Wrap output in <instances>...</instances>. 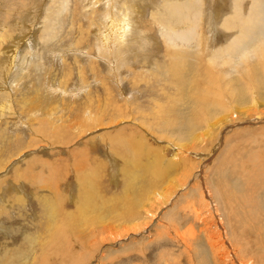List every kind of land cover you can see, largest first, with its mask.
I'll use <instances>...</instances> for the list:
<instances>
[{
	"label": "rangeland",
	"instance_id": "1",
	"mask_svg": "<svg viewBox=\"0 0 264 264\" xmlns=\"http://www.w3.org/2000/svg\"><path fill=\"white\" fill-rule=\"evenodd\" d=\"M38 1L25 0L23 3V0H19L18 3H15L17 0H0V46L6 48L8 43L4 44V41L15 37L14 42L19 41L20 44L24 43L27 47L18 45V49L23 51V57L20 56L23 60L15 62L11 80L5 81L6 84H9L7 85L9 89L4 90L2 84L0 86V100L9 99L10 103L13 100L12 105L16 111L12 116L4 114L0 118V166L5 167L0 169V181L3 182H0V204L5 203L6 205L0 210V228L4 227L0 229V264H5L3 260L7 257L11 258L12 264H21L20 260H24L26 264L34 262L36 254H40L36 242L38 241L37 237H41L44 233L42 229H39L42 226L39 225V220L42 218L44 220L45 214L52 213V211L54 217L52 219L59 222L52 220L49 228L53 235L51 241L56 246L48 245L44 255L52 254L53 257L59 258L63 262L56 261L54 264H80L79 261L81 264H192L189 261L190 258L194 259L195 264H207L206 262L217 264V259L215 255L211 256L204 237L207 236L206 230L202 231L209 226V231L215 232L214 221L216 223L217 220L214 219L215 214L213 213L218 214L220 218L223 217L222 220L229 232V237H234L235 233L245 237L247 241L245 244L249 250L245 255H252L254 264H264V46L262 43L264 41V0H129L138 4L137 24L140 26L138 25L135 32L141 38H144L142 31L147 36H154L157 38V43L152 42L151 45H148V52L141 57L129 53L127 56L132 58L133 62L116 60L113 57L112 63L117 61L115 71L107 66L111 61L105 62L110 54L108 50H105L100 58L94 54L96 46L101 47L94 36V31L102 29L105 25L113 26L119 20L116 15L111 17L117 12L116 10L112 12L110 9L108 11V6L109 8L113 6L127 15L134 14V11L122 2L109 0H106L107 4L104 3L106 6L100 5L101 0H67V4L62 5V9L58 5L60 0L58 2L56 0H43V2L40 0L42 5H39ZM50 1L54 4L52 5ZM155 2L159 7L152 5ZM89 3L91 4L89 5ZM30 4L31 10L37 8V11L42 14L41 18L28 21L27 30L22 34H17L14 27L15 21L19 20V17L22 19V15H27L25 9ZM48 8L55 14L58 13L56 9H60L58 13L60 19L47 40H44L47 38L44 37L42 42L37 41L38 46L30 47L26 42L28 40L26 36L33 34L37 39L40 38L39 34L43 28ZM105 14L110 15L112 20L110 23H103ZM193 15L198 17L199 29L202 28L203 33L199 29L198 33L190 31L192 27L186 25L181 19ZM249 16L254 19L252 26L249 25L250 21L247 19ZM168 20H171L170 23H167L170 27L169 30H165V22ZM196 21L195 19L194 27ZM225 22L230 25L224 27ZM165 31L168 32L169 37H166ZM197 35L201 41L198 40ZM21 36L25 38L21 39ZM3 37L8 39L3 40ZM238 37L243 39L241 43L233 42ZM232 43L234 44L233 49L227 50V47ZM50 49H61L60 52H64L63 60L54 58L53 61H50L48 59ZM224 52H228V54L225 53L223 56ZM216 54L218 55L216 56ZM255 54L257 55L255 56ZM29 55L30 59L26 58L28 62L25 63V57ZM73 57H77L78 61H75ZM238 59L242 61L239 63ZM29 61L35 63L31 64ZM91 61L97 64H92ZM142 62L146 63L143 65ZM18 65L19 67L16 68ZM80 65L84 68L79 67ZM26 66L28 67L26 68ZM241 66L243 67L241 68ZM176 69L179 73H175ZM100 74L105 76L104 82H100L99 79H102ZM177 75L181 76L177 77ZM134 76L135 78H133ZM0 78L3 80L1 74ZM103 83L109 85L107 92ZM133 83L138 87L132 86ZM4 93L8 94L5 96ZM257 97H260L259 100ZM29 98L32 99L29 100ZM196 98L200 100H196ZM89 99L93 101V104ZM203 101L205 103H202ZM97 103L99 104L97 105ZM86 105L87 107L90 105L89 110L93 109L92 113H88ZM202 105H206L205 108ZM180 106L184 108L182 109ZM178 107H180V111H177ZM194 108L197 111L199 109L203 117L200 123H194L191 126V122H194L192 121L195 118L194 115H197L194 113ZM213 108L215 110H211ZM242 108H245V111ZM241 109L243 113L240 111ZM22 110L25 113L22 114ZM159 110L161 112H157ZM248 112L249 114H247ZM188 115L189 120L187 119ZM151 116L155 117L154 120ZM32 117H34L33 120H31ZM142 117L143 119H141ZM165 118L167 119L165 120ZM175 119H178L179 122ZM183 119L185 120L182 121ZM138 120L144 122L145 126L141 125L142 123ZM143 120H148L149 123ZM152 122L153 124L149 125ZM139 123L141 124L139 125ZM78 124L80 125L78 126ZM160 126L162 127L160 128ZM180 127H183V130ZM137 128L146 129L145 139L147 138L146 141L149 142L145 141L146 148L141 142L140 130L138 131L139 136H132L131 130ZM95 134L96 137H94ZM99 134L101 135L99 136ZM112 136L113 138H111ZM188 137L189 142L186 139ZM129 138L137 141L138 150L148 152V155L142 160H151L155 157L154 170L157 175L161 173L159 177L168 171H170L168 178L177 174L181 170V165L187 166L186 161L194 163L195 167L202 164L201 172L195 174L197 170L195 169L193 177L186 180L187 183L184 180H175V183L173 180L174 182L172 181L168 187L170 190L166 189L168 197L160 198L159 202L154 205L151 214H146L142 208L132 205L136 196L129 190L131 186H134L133 184H140L143 194V191L147 190L145 184L151 183L154 178L146 177L140 181L142 183L136 182L134 169H132L135 164L128 165L129 162L126 161L125 156L121 157L120 153H114L110 149L111 146L113 148L115 146L114 150L129 153L126 148V144L127 146L130 144ZM194 141L196 144L193 143ZM190 142L192 145L187 147L188 150H186L183 160L185 162L176 167L174 147L176 144L188 146L187 144ZM158 145L164 148L160 149ZM122 147L124 148L121 149ZM113 153L114 157L111 156ZM164 157L169 162H166ZM121 158H125L123 160L126 162ZM161 160L162 163H160ZM15 166L18 167L17 170ZM233 168L236 170L233 171ZM129 169L131 174L128 173ZM127 173L129 176L132 175L130 176L131 181H129ZM76 176L79 181L81 180L78 182L79 186L82 182L80 187L82 192L78 190ZM133 180H135L134 183H132ZM36 184L42 186H36ZM128 184L131 186L129 187ZM203 186L207 190H211L212 193L209 194L211 199H206L207 197L204 195L205 200L200 202L201 194H198V190L195 191L194 188L200 189ZM36 193L38 195H35L36 199L39 198L37 201L34 197ZM48 195L49 202H52V205L54 203L59 205L58 207L55 208L54 205L52 208V205H48L46 202L49 200ZM56 195L57 197H55ZM1 196L4 197L1 198ZM86 196H89L90 199ZM83 198L87 200L85 201ZM25 200L27 202L23 204ZM80 205L83 209L84 207H88V209L85 208V211L82 207L79 208ZM127 205L129 206L127 207ZM60 206L61 210L58 209ZM134 209L141 210L134 211ZM69 213L71 216L73 213L72 219L67 217ZM77 216H80L78 220ZM96 217H99L97 222L93 220ZM63 218H67V220ZM89 219L90 223L87 222ZM76 221L78 223L80 221L81 224L79 225ZM60 224L64 228L60 227L61 232L57 234ZM190 225L196 231L200 242L197 245L198 248L194 245L192 253L185 251L186 242L178 236L177 232V230L179 233L185 232ZM105 227H108L107 231ZM96 229L98 234L95 239H88V237H92L93 230ZM101 232L103 233L101 234ZM33 237L37 239L34 240ZM71 237H74L73 240H70ZM69 246L71 247L69 248ZM86 248L92 249L89 256L80 251H84ZM64 249L68 254L66 256ZM75 251H78L76 256ZM239 253L244 254L241 251ZM203 254L204 256H202ZM72 260L77 262L71 263ZM225 264H232V261Z\"/></svg>",
	"mask_w": 264,
	"mask_h": 264
},
{
	"label": "bare ground",
	"instance_id": "2",
	"mask_svg": "<svg viewBox=\"0 0 264 264\" xmlns=\"http://www.w3.org/2000/svg\"><path fill=\"white\" fill-rule=\"evenodd\" d=\"M18 1L19 0H17V2H15V3H18ZM57 2H58V0H56ZM109 1H116V2H122L126 7H128V8H130L132 11H134V14H132V15H127V14H123V13H121L119 10H117V9H115L113 6H110V8H109V6H108V11H109V9H110V11H114L115 12V10H116V12L117 13H114V14H112L111 15V17L112 16H114V15H116V17H118L119 18V20H117V22L115 23V24H113V26H109V25H105L102 29H100V30H96V31H94V36H95V38H96V40H97V42H99L100 43V45H101V47H97L96 46V53H94L98 58H100L101 56H102V54H103V52L105 51V50H108L109 51V56L106 58V60H105V62H109V61H111L107 66H108V68H110L112 71H115L116 70V68H117V61L115 62V63H112V58L114 57L116 60H130L131 62H133V59L132 58H129L127 55L129 54V53H131V54H133V55H135L136 57H141V56H143V55H145L147 52H148V45H151L152 44V42H154V43H157V41H156V37H154V36H147V34L146 33H144L143 31H142V34L144 35V38H141L135 31H136V29H137V27H138V25L139 24H137V15H138V9H137V6H138V4L137 3H134V2H130L129 0H109ZM108 1V2H109ZM252 1V0H251ZM261 1V0H260ZM22 2V1H21ZM25 2V0H23V3ZM38 2H40V0L38 1ZM42 2H43V0H42ZM170 2V1H169ZM50 3L53 5L54 4V2H51L50 1ZM104 3H106L107 4V2H106V0H101V2H100V5H103V6H106V5H104ZM179 3V2H178ZM201 3V2H200ZM32 4V3H31ZM31 4H30V6L28 7V8H26L25 9V11H26V14L27 15H22V19H20L21 17H19V20L17 19L16 21H15V25H14V27H15V30L17 31V34H19V33H24L26 30H27V28H28V25H27V22L28 21H31V20H38L39 18H41V15L42 14H40L38 11H37V8H34L33 10H35V11H33V10H31L32 8H31ZM35 4H36V2H35ZM67 4V0H60V3L58 2V5L60 6V9H62V5H66ZM91 3H89V5H90ZM202 4V3H201ZM16 5V4H15ZM33 5V4H32ZM39 5H42L41 4V2H40V4ZM152 5L153 6H156V7H159V5H157L156 4V2L155 3H152ZM35 6V5H34ZM37 6V5H36ZM175 6V5H174ZM180 6V5H179ZM38 7V6H37ZM48 7H50V6H48ZM176 8V7H175ZM264 8V7H263ZM60 9H56V10H58V13H59V11H60ZM105 9V8H104ZM178 9H179V7H178ZM189 9V8H188ZM51 9L50 8H48L47 9V11H46V15H45V20H44V25H43V28L41 29V33L39 34L40 35V38L39 39H37L33 34H30V35H28V36H26V37H28V40L26 41L27 42V44L31 47V46H33V45H37V41L39 42V41H41V40H43V38L44 37H47V38H44V40H47L48 38H49V36H50V34L53 32V30H54V28L56 27V25H57V23H58V21H59V19H60V14H55V13H53L52 11H50ZM215 11V10H214ZM220 11V10H219ZM28 12V13H27ZM187 12V11H186ZM221 12V11H220ZM25 12L23 11V14H24ZM42 13V12H41ZM252 13V12H251ZM108 14H110V13H108ZM108 14H105V16L103 17V23L105 24V23H110L112 20H111V18H110V15H108ZM255 15V14H254ZM178 16V15H177ZM253 16V15H252ZM252 16H249L247 19H248V21H250L249 22V25H251L252 26V22H253V17ZM181 17V16H180ZM179 17V18H180ZM178 18V17H177ZM192 18V19H191ZM184 22H185V24L186 25H188L189 27H192V28H190V31L191 30H193V32H195V33H198L199 31H198V29H199V27H200V25L198 24V17H196V15H193V16H190V17H188V18H181ZM195 19L197 20L196 21V26L194 27V24H195ZM175 20V19H174ZM170 21L171 20H168V21H166L165 22V30H169V25L167 24V23H170ZM257 21V20H256ZM183 23V22H182ZM178 24V23H177ZM228 24V25H227ZM209 25V24H208ZM230 24L228 23V22H225L224 23V27H228ZM233 25V24H232ZM255 25V24H254ZM140 26V25H139ZM174 26V25H173ZM172 26V27H173ZM257 26V25H256ZM185 27V26H184ZM230 27H232V26H230ZM187 28V27H186ZM256 28V27H255ZM262 28V27H261ZM260 28V29H261ZM173 29V28H172ZM171 29V30H172ZM202 29V28H201ZM201 29H199V30H201ZM211 29V28H210ZM222 29H223V27H222ZM257 29V28H256ZM212 30V29H211ZM262 30V29H261ZM203 30H201V32H202ZM201 32H200V35H201ZM9 33H11V32H9ZM165 33H166V37L168 36L169 37V35H168V32H166L165 31ZM185 33V32H184ZM203 33V32H202ZM13 34V33H12ZM178 35V34H177ZM12 36H14V35H12ZM23 36H24V34H23ZM198 36V35H197ZM196 36V37H197ZM222 36H223V34H222ZM257 36V35H256ZM255 36V37H256ZM261 36V35H260ZM11 37V36H10ZM22 37V36H21ZM33 37H35V39L34 40H32L33 39ZM15 38V37H14ZM14 38H10L9 40H7L6 39V37L4 38H2L3 40H7V41H4V44H6V43H8L7 44V47L6 48H4L3 46H0V49H1V53H0V74L2 75V78H3V80H0V86H1V84L3 85V88H4V90H8L9 88L7 87V85H9V84H6L5 83V81H9V80H11L10 78H11V73H12V71L13 70H15L14 68H15V62H19L21 59L23 60V56H22V52L23 51H20L19 49H18V45L21 43V42H19V41H15L14 42ZM23 38H25V37H22L21 39H23ZM180 38V37H179ZM244 38V40H245V37H243ZM256 38H258V36L256 37ZM1 40V39H0ZM198 40H200L199 39V36H198ZM241 40H243V39H241V37H238L235 41H233V42H236V43H241ZM201 41V40H200ZM42 42V41H41ZM111 42H114V43H111ZM149 42V43H148ZM153 43V44H154ZM203 43V42H202ZM263 43V46H264V41L262 42ZM42 44V43H41ZM201 44V43H200ZM244 44V43H243ZM23 46V47H26V45L24 44V43H22V44H20V46ZM233 43L231 44V45H229V47H227V50L229 49V48H232L233 47ZM38 46V45H37ZM236 46V45H235ZM251 46V45H250ZM34 47V46H33ZM93 47V46H92ZM128 47V48H127ZM223 47V46H222ZM19 48H22V47H19ZM27 48V47H26ZM110 48H112V49H110ZM177 48V47H176ZM200 48V47H199ZM8 49V50H7ZM33 49V48H32ZM117 49H118V51H117ZM120 49V50H119ZM128 49V50H127ZM233 49V48H232ZM249 49H251L250 47H249ZM248 49V50H249ZM27 50V49H26ZM61 50V49H60ZM60 50H55V49H50V56L48 57V59L50 60V61H53V59L54 58H59V59H62V57L64 56V55H62V54H64V52H60ZM95 50V49H94ZM176 50V49H175ZM222 51H223V49H221ZM225 50H226V48H225ZM224 50V51H225ZM200 51V50H199ZM264 52V51H263ZM214 53V52H213ZM223 53V52H222ZM225 53L226 54H228V52H224V54H223V56L225 55ZM231 53V52H230ZM93 54V55H94ZM168 54V53H167ZM212 54V53H211ZM219 54V53H218ZM218 54H216V56L218 55ZM25 55V54H24ZM221 55V54H220ZM231 55V54H230ZM233 55V54H232ZM257 54H255V56H256ZM20 56H22V57H20ZM147 56V55H146ZM171 56H172V54H171ZM174 57L176 56V55H173ZM177 56H179V55H177ZM210 56V55H209ZM213 56H214V54H213ZM222 56V55H221ZM227 56V55H226ZM240 56H241V53H240ZM252 56V55H251ZM254 56V55H253ZM25 57V56H24ZM168 57H169V55H168ZM228 57V56H227ZM248 57V56H247ZM250 57V56H249ZM26 58H28V59H30V55L29 56H26L25 57V63L26 62H28L27 60H26ZM73 58H75L74 60L75 61H78V58L77 57H73ZM143 58V57H142ZM170 58V57H169ZM173 58V57H172ZM230 58V57H229ZM252 58V57H251ZM220 59H222V58H220ZM230 59H232V58H230ZM241 59V58H240ZM248 59V58H247ZM246 59V60H247ZM33 60V59H32ZM63 60V59H62ZM218 62H220L221 60H217ZM238 61H239V59H238ZM242 60H240L239 61V63L241 62ZM244 61V60H243ZM30 62V61H29ZM34 62V61H33ZM32 62V63H33ZM228 62V61H227ZM236 62V61H235ZM24 63V62H23ZM31 63V62H30ZM29 63V64H30ZM31 63V64H32ZM35 63V62H34ZM76 64H78L77 62H75ZM91 63L92 64H97L96 62H94V61H91ZM146 62H142V64L144 65ZM229 64H230V62H228ZM232 63V62H231ZM245 62H243V65H245L244 64ZM29 64H28V66H29ZM81 64V63H80ZM123 64V63H122ZM224 64H226V63H224ZM238 64V63H237ZM20 65H21V63H20ZM23 65H25V64H23ZM124 65V64H123ZM142 65V66H143ZM155 65V64H154ZM241 65V64H240ZM28 66H26V68L28 67ZM33 66V65H32ZM35 66V65H34ZM199 66V65H198ZM230 66V65H229ZM233 66V65H232ZM19 67V65L18 66H16V68H18ZM79 67H82V68H84V66H82V65H80ZM231 67V66H230ZM243 66H241V68H242ZM172 68V67H171ZM245 68V67H244ZM127 69V68H126ZM133 69V68H132ZM174 69V71H175V68H173ZM198 69V68H197ZM208 69V68H207ZM19 70V69H18ZM24 70V69H23ZM22 70V71H23ZM26 70V69H25ZM130 70H131V68H130ZM182 70V69H181ZM242 70V69H241ZM240 70V71H241ZM21 71V72H22ZM129 71V70H128ZM132 71H134V70H132ZM131 71V72H132ZM195 71V70H194ZM14 72H16V71H14ZM21 72H18V73H21ZM192 72V71H191ZM235 72V71H234ZM255 72V71H254ZM134 73V72H133ZM137 73V72H136ZM140 73V72H139ZM175 73H179V71L177 72V69H176V72ZM189 73V72H188ZM142 74V73H141ZM180 74H181V72H180ZM247 74H248V72H247ZM256 74V73H255ZM101 75V74H100ZM145 75V74H144ZM174 76H175V74H173ZM191 75V74H190ZM102 76V79H99L100 80V82L102 81V82H104L106 79H105V76H103V75H101ZM179 76H181V75H179ZM178 75H177V77H179ZM183 76V75H182ZM196 76V75H195ZM256 76V75H255ZM23 77V76H22ZM137 77V76H136ZM138 77H140V75H138ZM137 77V78H138ZM169 77V76H168ZM184 77V76H183ZM204 77V76H203ZM235 77V76H234ZM133 78H135V76L133 77ZM132 78V79H133ZM197 78V77H196ZM1 79V78H0ZM199 79V78H198ZM193 80V79H192ZM133 81V80H132ZM197 81V80H196ZM208 81V80H207ZM135 82H136V80H135ZM192 82V81H191ZM106 83V82H105ZM136 84H137V82H136ZM169 84V83H168ZM175 84V83H174ZM103 85L105 86V88H106V92L109 90V85H107V84H104L103 83ZM140 85V84H139ZM132 86H136L134 83L132 84ZM173 86V85H172ZM188 86V85H187ZM136 87H138V86H136ZM169 88H171V87H169ZM174 88V87H173ZM175 88H177V87H175ZM0 89H1V87H0ZM182 89V88H181ZM173 90V89H172ZM175 90V89H174ZM180 90V89H179ZM11 91V90H10ZM182 91V90H181ZM9 92V91H8ZM104 92V91H103ZM183 92V91H182ZM184 93V92H183ZM8 93H4L3 95H7ZM235 94V93H234ZM39 95V94H38ZM177 95H179V94H177ZM186 95V94H185ZM184 95V97H186ZM35 97H37V96H35ZM182 97V96H181ZM181 97H179V98H181ZM262 97V96H261ZM258 98V97H257ZM260 98V97H259ZM259 98H258V100H259ZM12 99V98H11ZM10 99V100H11ZM25 99V98H24ZM23 99V100H24ZM30 99H32V98H29V100ZM96 99V98H95ZM98 99V98H97ZM173 99H174V97H173ZM194 99V98H193ZM22 100V101H23ZM25 100H27V98L25 99ZM40 100H41V98H40ZM77 100V99H76ZM90 100V99H89ZM88 100V101H89ZM182 100V99H181ZM180 100V101H181ZM196 100H200V99H197L196 98ZM42 101H44V100H42ZM91 101V103L93 102L92 100H90ZM174 101V100H173ZM176 101V100H175ZM183 101H184V99H183ZM189 101V100H188ZM216 102L218 101V100H215ZM226 101V100H225ZM253 101V100H252ZM12 102H13V100H12ZM10 103L9 102V99L8 100H6V99H1L0 100V118L5 114V115H8V116H12V114L14 113H16V111H15V109L13 108V106L14 105H12L13 103ZM28 102V101H27ZM77 102V101H76ZM84 102H86V101H84ZM177 102H179V101H177ZM182 102V101H181ZM186 102V101H185ZM191 102V101H190ZM189 102V103H190ZM236 102H238V101H236ZM260 102V101H259ZM22 103V102H21ZM183 103V102H182ZM187 103V102H186ZM202 103H205L204 101L202 102ZM201 103V104H202ZM247 103V102H246ZM256 103V102H255ZM87 104H88V102H87ZM90 104V103H89ZM93 104V103H92ZM99 103H97V105H98ZM177 104V103H176ZM185 104V103H184ZM235 104H237V103H235ZM257 104V103H256ZM260 104V103H259ZM78 105V104H77ZM76 105V106H77ZM96 105V104H95ZM160 105V104H159ZM180 105V104H179ZM188 105V104H187ZM186 105V106H187ZM238 105V104H237ZM252 105H253V103H252ZM56 106V105H55ZM55 106H52V107H55ZM90 106V105H89ZM89 106L87 107V105H86V110H89ZM156 106V105H155ZM177 106V105H176ZM195 106H196V104H195ZM198 106H199V103H198ZM197 106V107H198ZM204 108H205V106L206 105H202ZM251 106V105H250ZM255 106V105H254ZM34 107V106H33ZM46 107V106H45ZM44 107V108H45ZM51 107V108H52ZM97 107V106H96ZM101 107V106H100ZM161 107V106H160ZM181 107V106H180ZM180 107H178V109H177V111L179 110L180 111ZM190 107V106H189ZM196 107V108H197ZM230 107V106H229ZM36 108V107H35ZM158 108V107H157ZM161 108H163V107H161ZM182 108V107H181ZM184 108V107H183ZM182 108V109H183ZM191 108V107H190ZM196 108H194V113H196L197 115H194L195 116V118H194V116H192L193 118H194V120H192V121H194V122H191V126L194 124V123H200L201 122V118L203 117V116H201V113L199 112V109H198V111L196 110ZM209 108H212V107H209ZM237 108V107H236ZM241 108V107H240ZM255 108V107H254ZM33 109V108H32ZM78 109V108H77ZM76 109V110H77ZM83 109V108H82ZM192 109V108H191ZM243 110L245 109V108H242ZM242 109L240 110L241 112H242ZM257 109V108H256ZM52 110V109H51ZM96 110H97V108H96ZM101 110V109H100ZM122 110V109H121ZM162 110V109H161ZM161 110H159V111H157V112H161ZM172 110V109H171ZM185 110V109H184ZM184 110H181V111H184ZM187 110H189V109H187ZM211 110H215L214 108L213 109H211ZM239 110V109H238ZM79 111H81V110H79ZM97 111H99V110H97ZM102 111V110H101ZM175 111V110H174ZM173 111V112H174ZM186 111V110H185ZM191 111H193V109L191 110ZM209 111V110H208ZM245 111V110H244ZM51 112V111H50ZM74 112V111H73ZM82 112V111H81ZM93 112V109H91L90 108V110H89V112L88 113H92ZM105 112V111H104ZM125 112V111H124ZM129 112V111H128ZM169 112H172V111H169ZM7 113V114H6ZM21 113L23 114V113H25V111L24 110H22L21 111ZM46 113H48V111H46ZM64 113V112H63ZM76 113H77V111H76ZM82 113H84V112H82ZM114 113V112H113ZM117 113V112H116ZM120 113V112H119ZM118 113V114H119ZM130 113V112H129ZM141 113V112H140ZM165 113V112H164ZM183 113V112H182ZM188 113V112H187ZM243 113V112H242ZM245 113V112H244ZM125 114V113H124ZM127 114V113H126ZM143 114V113H142ZM153 114H155V113H153ZM158 114V113H157ZM179 114H181V113H179ZM178 114V115H179ZM228 114V113H227ZM247 114H249V112L247 113ZM61 115V114H60ZM95 115H96V113H95ZM114 115H116V114H114ZM120 115H121V113H120ZM158 115H160V114H158ZM158 115H157V117H158ZM164 115V114H163ZM175 115V114H174ZM176 115H177V113H176ZM198 115H199V117H198ZM229 115V114H228ZM260 115V114H259ZM262 115V114H261ZM59 116V115H58ZM102 116V115H101ZM105 116V115H104ZM107 116V115H106ZM119 116V115H118ZM139 116V115H138ZM143 116V115H142ZM154 116V115H153ZM155 116H156V114H155ZM172 116V115H171ZM171 116H169V117H171ZM180 116V115H179ZM250 116V115H249ZM120 117H122V116H120ZM141 117V116H140ZM145 117V116H144ZM152 117V116H151ZM163 117V116H162ZM165 117H167V118H169L168 116H165ZM178 117V116H177ZM177 117H175V118H177ZM184 117H185V114H184ZM188 117H189V115L187 116V119H188ZM214 117V116H213ZM213 117H211V118H213ZM217 118H218V116H216ZM245 117V116H244ZM55 118V117H54ZM71 118V117H70ZM99 118V117H98ZM109 118V117H108ZM153 118V120H154V118L155 117H152ZM167 118H165V120L167 119ZM172 118H173V116H172ZM251 118V117H250ZM34 119V117H32L31 118V120H33ZM39 119V118H38ZM86 119V118H85ZM141 119H143V117L141 118ZM140 119V120H141ZM162 119V118H161ZM181 119V118H180ZM190 119V118H189ZM188 119V120H189ZM229 119V118H228ZM42 120V119H41ZM48 120V119H47ZM53 120V119H52ZM59 120V119H58ZM70 120H72V119H70ZM82 120V119H81ZM92 120V119H91ZM101 120V119H100ZM113 120V119H112ZM111 120V121H112ZM127 120V119H126ZM149 120H150V117H149ZM152 120V119H151ZM158 120V122H159V119H157ZM176 120V119H175ZM178 120V119H177ZM176 120V121H177ZM185 119H183L182 121H184ZM187 120V121H188ZM210 120V119H209ZM248 120V119H247ZM36 121V120H35ZM38 121V120H37ZM36 121V122H37ZM102 121V120H101ZM143 121H146V120H143ZM148 121V120H147ZM146 121V122H147ZM191 121V120H190ZM228 121V120H227ZM39 122H41V121H39ZM73 122V121H72ZM97 122V121H96ZM113 122V121H112ZM119 122V121H118ZM127 122V121H126ZM138 122H141V121H139L138 120ZM154 122V121H153ZM153 122L151 123V124H149V125H152L153 124ZM163 122V121H162ZM167 122V121H166ZM177 122H179V121H177ZM181 122V121H180ZM206 122V121H205ZM246 122H248V121H246ZM64 123V122H63ZM71 123V122H70ZM100 123V122H99ZM98 123V124H99ZM122 123V122H121ZM136 123H137V121H136ZM142 123V124H141ZM141 123H139V125L141 124V125H143V126H145L144 125V122H141ZM148 123H149V121H148ZM168 123V122H167ZM190 123V122H189ZM189 123H187V124H189ZM221 123H223V122H221ZM91 124V123H90ZM102 124V123H101ZM112 124V123H111ZM119 124H120V122H119ZM123 124V123H122ZM155 124V123H154ZM183 124V123H182ZM226 124H227V122H226ZM241 124V123H240ZM33 125V124H32ZM63 125V124H62ZM80 124H78V126H79ZM109 125V124H108ZM117 125H118V123H117ZM133 125V124H132ZM138 125V126H139ZM148 125V124H147ZM148 125V126H149ZM172 125V124H171ZM208 125V124H207ZM215 125V124H214ZM213 125V126H214ZM228 125V124H227ZM50 126V125H49ZM90 126H92V125H90ZM98 126V125H97ZM96 126V127H97ZM110 126V125H109ZM136 126V125H135ZM165 126H167V124H165ZM173 126V125H172ZM186 126H189V125H186ZM186 126H184V128L186 127ZM204 126V125H203ZM224 126V125H223ZM64 127V126H63ZM84 127V126H83ZM162 126H160V128H161ZM177 127V126H176ZM245 127V126H244ZM59 128H61L60 126H59ZM145 128V127H144ZM144 128H137L136 130H131L132 131V136H137L138 135V131L140 130V132H139V135H140V139H141V142L143 143V145L145 146V144L147 145V143H145V141H146V139H145V137H146V134H147V132H146V129H144ZM154 128H156V127H154ZM181 128V130H183V127H180ZM205 128V127H204ZM209 128V127H208ZM58 129V128H57ZM75 129V128H74ZM123 129H124V127H123ZM143 129V130H142ZM148 129V128H147ZM171 129V128H170ZM186 129V128H185ZM187 129H188V127H187ZM221 129V128H220ZM59 130V129H58ZM70 130V129H69ZM76 130V129H75ZM95 130V129H94ZM151 130V129H150ZM153 130V129H152ZM151 130V131H152ZM159 130V129H158ZM158 130H157V132H158ZM189 130V129H188ZM87 131V130H86ZM96 131V130H95ZM102 131V130H101ZM119 131V130H118ZM167 131H169L168 129H167ZM215 131H216V129H215ZM106 132H107V130H106ZM196 133H197V131H195ZM194 132V135L196 134ZM92 133V132H91ZM99 133V132H98ZM103 132H101V134H102ZM131 133V132H130ZM159 133V132H158ZM162 133V132H161ZM161 133H160V135H161ZM187 133V132H186ZM193 133V132H192ZM101 134H99V136L101 135ZM106 134V133H105ZM188 134V133H187ZM103 135V134H102ZM138 135V136H139ZM152 135V134H151ZM90 136V135H89ZM104 136V135H103ZM150 136V135H149ZM157 136V135H156ZM162 136H163V134H162ZM188 136V135H187ZM92 137V136H91ZM94 137H96V134H95V136ZM158 137V136H157ZM190 137V136H189ZM189 137L188 138H186V139H188V142L190 141V139H189ZM200 137V136H199ZM105 138V137H104ZM111 138H113V136L111 137ZM154 138V137H153ZM159 138H160V136H159ZM162 138V137H161ZM195 138V137H194ZM196 138H197V136H196ZM195 138V139H196ZM202 138V137H201ZM186 139H184V140H186ZM191 139H192V137H191ZM91 140V139H90ZM122 140H123V138H122ZM194 140V139H193ZM197 140V139H196ZM92 141V140H91ZM116 141V140H115ZM118 141V140H117ZM125 141V140H124ZM158 141V140H157ZM187 141V140H186ZM192 141V140H191ZM69 142V141H68ZM129 142H130V144H129V146H127V144H126V148L129 150L128 152L129 153H121L120 151H117V150H114V148H116L115 146H114V148H113V146H111V150L114 152V153H120V155H121V157H123V156H125L126 157V161H128L129 162V164L128 165H131V164H135V166L132 168V169H134V176H136V182L137 181H142V179L143 178H146V177H148L149 179L150 178H154V180L151 182V183H149V184H145V186H146V188L145 189H147V190H145V191H143V194H142V186H140V184H133L134 186L132 187L131 185H129V187H130V190H129V192H134V194L133 193H131V194H133L134 196H136V197H138V198H134V201L132 202V205L133 206H135V207H140V208H142V210H144V212L146 213V214H151V211L154 209V205L156 204V203H158L159 202V200H160V198L162 199V197L163 196H166V197H168V194H166V189H169L168 187L171 185V182L174 180H179V181H185L186 183H187V179H189V178H191V177H193V172L195 171V169H197L196 171H195V174L196 173H200L201 172V166H202V164H200L199 166L197 165V167H195V164L193 163H190L189 161H186V164H187V166H182L181 165V170H180V172H178L177 174H175V175H173V176H171L170 178H168V176H169V173H170V171H168V173H164V175L162 174V175H160V177H159V174H161V173H158V175L155 173V170H154V165H155V157H153V158H151V160H142L143 159V157H145V156H147L148 155V152H146V151H140V150H138L139 148H138V146H136V144H137V141L135 140V139H132V140H130V138H129ZM146 142H148V141H146ZM112 143V142H111ZM119 143H120V141H119ZM149 143V142H148ZM162 143V142H161ZM185 143V142H184ZM183 143V144H184ZM187 143V142H186ZM185 143V144H186ZM194 144H196V141H194L193 142ZM109 144H110V141H109ZM108 144V145H109ZM122 144V143H121ZM123 145V144H122ZM188 146H183V145H180V144H176V146L174 147V150H175V153H176V155H175V159H174V162H175V164H176V167L181 163H184L185 161H183L184 160V157H185V152H186V150H188L187 149V147L189 148L192 144H191V142L190 143H188L187 144ZM61 146V145H60ZM121 146V145H120ZM159 146V145H158ZM27 147H29L28 145H27ZM90 147V146H89ZM163 147V146H162ZM161 146H159L158 148H162ZM172 147V146H171ZM118 148V147H117ZM124 147H122L121 149H123ZM125 148V149H126ZM145 148H146V146H145ZM164 148V147H163ZM78 149V148H77ZM191 149V148H190ZM28 151V150H27ZM158 151V150H157ZM29 152V151H28ZM57 152V151H56ZM111 154V156H113L114 157V155L115 154ZM164 154V153H163ZM199 155V154H198ZM85 157V156H84ZM83 157V158H84ZM97 158V157H96ZM95 158V159H96ZM158 158V157H157ZM199 158V157H198ZM201 158V157H200ZM86 159V158H85ZM123 159H125V158H123ZM122 158H121V160H123ZM162 159V158H161ZM187 159V158H186ZM120 160V159H119ZM120 160V161H121ZM164 160L166 161V162H169L165 157H164ZM201 160V159H200ZM94 161V160H93ZM99 161V160H98ZM124 161V160H123ZM126 161H124V162H126ZM173 162V163H174ZM19 163V162H18ZM94 163V162H93ZM131 163V164H130ZM160 163H162V160H161V162ZM168 164V163H167ZM18 165V164H17ZM72 165V164H71ZM119 165H120V163H119ZM121 166V165H120ZM159 166H160V164H159ZM164 166V165H163ZM171 166H172V163H171ZM235 166V165H234ZM16 167V166H15ZM127 167H130V166H127ZM132 167V166H131ZM166 167V166H165ZM5 168V167H4ZM2 166H0V169L2 170V169H4ZM14 168V167H13ZM20 168V167H19ZM75 168V167H74ZM124 167L122 166V169H123ZM171 168V167H170ZM235 168H236V166H235ZM235 168H233V171H234V169ZM16 170L18 169V167H16L15 168ZM131 169V168H130ZM130 169H129V171H128V173L130 172ZM167 169L169 170V168L167 167ZM239 169V168H238ZM13 170V169H12ZM119 170V169H118ZM124 170H126V169H124ZM127 170H128V168H127ZM236 170V169H235ZM244 170V169H243ZM162 171V170H161ZM232 171V172H233ZM239 171V170H238ZM71 172V171H70ZM119 172H121V171H119ZM133 172H132V174H133ZM167 172V171H166ZM68 173V172H67ZM79 173H80V171H79ZM127 173V174H128ZM234 173V172H233ZM240 173H242V172H240ZM17 174V173H16ZM19 174V173H18ZM129 174H131V173H129ZM129 174H128V176H129ZM148 175V176H147ZM167 175V176H166ZM130 176H132V175H130ZM130 176L128 177L130 180L129 181H131V178H130ZM42 177V176H41ZM78 176H76V182L78 183V182H80L78 179L79 178H77ZM255 177V176H254ZM3 178V177H2ZM1 178V179H2ZM61 178V177H60ZM53 179V178H52ZM35 180V179H34ZM190 180V179H189ZM173 181V182H174ZM0 182H2V181H0ZM38 182H39V180H38ZM37 182V183H38ZM135 182V180H133L132 181V183H134ZM138 182V183H139ZM150 182V181H149ZM3 183V182H2ZM40 183V182H39ZM42 183V182H41ZM140 183H142V182H140ZM175 183H176V181H175ZM181 183V182H180ZM22 184V183H21ZM42 184H44V183H42ZM81 184H82V182L80 183V186H79V183H78V190H80V187H81ZM174 184V183H173ZM182 184V183H181ZM211 184V183H210ZM38 185H40V184H36V186H38ZM136 185V186H135ZM143 185V184H142ZM175 185V184H174ZM173 185V186H174ZM214 185V184H213ZM0 186H1V184H0ZM40 186H42V185H40ZM47 186V185H46ZM83 186V185H82ZM144 186V187H145ZM212 186V185H211ZM136 187V188H135ZM137 187H138V193H137ZM178 187V186H177ZM216 187V186H215ZM44 188H45V186H44ZM49 188V187H48ZM212 188V187H211ZM217 189H219V188H216V190ZM5 190V189H4ZM4 190H2V191H4ZM170 190V189H169ZM194 190L196 191V190H198V194H201V200H200V202H202V200H205V197H203L204 195L207 197L206 199H208V198H210L209 196V194H210V192H211V190L209 191V189L207 190V188L206 187H202V188H200V189H196V188H194ZM220 190V189H219ZM56 191V190H55ZM81 191V190H80ZM83 191V190H82ZM81 191V192H82ZM148 191H150V192H148ZM212 191H213V189H212ZM221 191V190H220ZM37 192V191H36ZM128 192V193H129ZM79 193V192H78ZM212 193V192H211ZM82 194V193H81ZM220 194V193H219ZM1 195V194H0ZM35 195H37V193L36 194H34V197H35ZM88 195H90V194H88ZM132 195V196H133ZM13 196V195H12ZM38 196V195H37ZM42 196V195H41ZM78 196V195H77ZM131 196V195H130ZM212 196V195H211ZM2 197H4V196H1V198ZM40 197V196H39ZM49 197V195L47 196V198ZM55 197H57V195L55 196ZM85 197V196H84ZM87 197V196H86ZM89 197V196H88ZM87 197V198H88ZM91 197V196H90ZM8 198V197H7ZM43 199H46V198H44V197H42ZM51 198H52V195H51ZM128 198V197H127ZM20 199H21V197H20ZM35 199H36V197H35ZM39 199V198H38ZM38 199H36V201L38 200ZM49 200H47L46 202L48 203V205L50 204V206L52 205L49 201H50V198H48ZM54 199H56L57 200V198H54ZM83 199H85V198H83ZM88 199H90V198H88ZM130 199V198H129ZM211 199V198H210ZM217 199H218V197H217ZM247 199V198H246ZM245 199V200H246ZM8 200V199H7ZM41 200V199H40ZM59 200V199H58ZM65 200V199H64ZM79 200V199H78ZM87 199H85V201H86ZM3 201V200H2ZM18 201V200H17ZM20 201V200H19ZM53 201V200H52ZM55 201V200H54ZM60 201V200H59ZM59 201H57V202H59ZM96 201V200H95ZM247 201H249L248 199H247ZM251 201V200H250ZM8 202V201H7ZM21 202H22V200H21ZM25 202H27V200H25V201H23V204H26ZM39 202V204H40V201H38ZM56 202V203H57ZM61 202V201H60ZM79 202H81L82 203V201H80L79 200ZM130 202V201H129ZM161 202H162V200H161ZM225 202V201H224ZM9 203V202H8ZM255 203V202H254ZM3 204V203H2ZM2 204H0V210H2L6 205H5V203L2 205ZM11 204V203H10ZM9 204V205H10ZM34 204V203H33ZM44 204V203H43ZM58 204H60V203H58ZM62 204H63V202H62ZM74 204V203H73ZM80 204V203H79ZM128 204V203H127ZM35 205V204H34ZM55 205V206H54ZM54 205H52V208H53V206L56 208V204L54 203ZM82 205V204H81ZM79 206V208H81L82 206ZM59 206V205H58ZM57 206V207H58ZM93 206V205H92ZM129 205H127V207H128ZM192 206H195L194 204H192ZM39 208L40 207H42V206H38ZM54 208V209H55ZM63 208V207H62ZM77 208V207H76ZM78 208V210L80 211V209ZM85 208L86 207H84V209H83V207H82V209L83 210H85ZM90 208H92L91 207V205H90ZM134 208V207H133ZM132 208V209H133ZM47 209H49L48 207H47ZM46 209V210H47ZM58 209H60L61 210V206H60V208H58ZM57 209V210H58ZM86 209H88V207L86 208ZM232 209V208H231ZM230 209V210H231ZM63 210V209H62ZM65 210V209H64ZM128 210V209H127ZM135 210H137V209H134V211ZM138 210H141V209H138ZM137 210V211H138ZM212 210V209H211ZM52 211V210H51ZM75 211H77V210H75ZM86 211V210H85ZM92 211H96V210H92ZM91 211V213H93ZM133 211V210H132ZM213 211V210H212ZM264 211V210H263ZM60 212V211H59ZM64 212V211H63ZM141 212V211H140ZM52 213H53V211H52ZM52 213H46L45 214V217H44V220H43V218L42 219H40L39 220V225H42V226H40V228L39 229H42L43 230V235L40 237V236H38L36 239L38 240V241H36L37 242V245L39 246V251H40V254H36V258L34 257V262L33 263H31V264H54V262H60V263H63L59 258H56V257H53L52 256V254L51 255H44V253H45V249L46 248H48L47 246L48 245H50V247H51V245H55L51 240H52V238H53V235L50 233V232H52V231H49V228H50V225H51V223H52V218H54L53 217V215H52ZM57 213H58V211H57ZM56 213V215H58ZM62 213V212H61ZM61 213H59L60 215H61ZM64 213H66V212H64ZM63 213V214H64ZM85 213V212H84ZM136 213V212H135ZM144 213V214H145ZM83 214V213H82ZM133 214V213H132ZM199 214V213H198ZM213 214H215V217H214V219L215 220H217L216 221V223H215V221H214V226H215V232H213V231H209V226L207 227V228H205V229H203L202 231H205L206 230V235L207 236H204L205 237V240H206V243H207V245H208V247H209V249H210V251H211V256L212 255H215V257H216V259H217V264H225V263H227V262H231L232 261V264H254V258L252 257V255H245V253H248V251L249 250H247V245L245 244L247 241H246V239H245V237L243 236V235H241V234H236L235 233V235H234V237H229V232L227 231V228L225 227V224H224V222H223V217H221L220 218V216L218 215V214H216V213H213ZM59 215V216H60ZM65 215V214H64ZM67 215V214H66ZM80 216H81V214H79ZM89 215H90V213H89ZM92 215H94V214H92ZM102 215V214H101ZM117 215V214H116ZM119 215H120V218H121V214H120V212H119ZM127 215V214H126ZM54 216H55V214H54ZM72 216H73V213H72ZM71 215H70V213H69V216H67V217H69V218H71L72 217ZM79 216V217H80ZM84 216V215H83ZM97 216V215H96ZM114 216V215H113ZM123 216V215H122ZM128 216V215H127ZM131 215H129V217H130ZM138 216H140V215H138ZM138 216H136V217H138ZM63 217V216H62ZM61 217V218H62ZM78 217V216H77ZM79 217L77 218V220L79 219ZM93 217V216H92ZM91 217V218H92ZM141 217V216H140ZM58 218V217H57ZM60 218V217H59ZM65 218V217H64ZM63 218V219H64ZM68 218V219H69ZM74 218H75V216H74ZM87 218V217H86ZM88 218H90V216H88ZM104 218V217H103ZM107 218V217H106ZM127 218V217H126ZM130 218H132V217H130ZM135 218V217H134ZM139 218V217H138ZM72 219V218H71ZM81 219V218H80ZM84 219H85V216H84ZM83 219V220H84ZM122 219V218H121ZM124 219V218H123ZM137 219V218H136ZM144 219V218H143ZM56 222H57V220L56 219H54ZM53 220V221H54ZM59 220V219H58ZM64 220H67V218L66 219H64ZM74 220V219H73ZM95 222H97L98 220H99V217H96V219H93ZM128 220H129V218H128ZM131 220V219H130ZM81 221V220H80ZM80 221H79V225L81 224L80 223ZM89 221V223H90V219L89 220H87V222ZM92 221V220H91ZM125 221H127V220H125ZM134 222H135V219L133 220ZM73 222V221H72ZM71 222V223H72ZM4 223V222H3ZM55 223V222H54ZM57 223H59V222H57ZM61 223H62V221H61ZM74 223H75V221H74ZM89 223H87V224H89ZM101 223V222H100ZM99 223V224H100ZM102 223H103V221H102ZM108 223V222H107ZM109 223H111V222H109ZM84 224V223H83ZM146 224V223H145ZM103 225V224H102ZM213 225V224H212ZM212 225H210V226H212ZM105 226V225H104ZM103 226V227H104ZM56 227V226H55ZM64 228L63 227V225L62 224H60L59 225V232L57 233V231H56V233L57 234H59L60 232H61V228ZM78 227V226H77ZM86 227V226H85ZM84 227V228H85ZM102 227V228H103ZM135 227V226H134ZM4 228V227H3ZM3 228H0V229H3ZM51 228H52V226H51ZM76 228V227H75ZM81 228V227H80ZM98 228H101V227H98ZM106 228H108V227H105V230H106ZM53 229V228H52ZM56 229H57V227H56ZM55 229V230H56ZM87 229V228H86ZM207 229H208V231H207ZM256 229V228H255ZM68 230V229H67ZM66 230V231H67ZM76 230V229H75ZM88 230V229H87ZM104 230V231H105ZM53 231H54V229H53ZM62 231H63V229H62ZM83 231V230H82ZM85 231V230H84ZM97 229L96 230H93V233H92V237H88V239L89 238H93V239H95V236L98 234L97 233ZM101 231V230H100ZM103 231V230H102ZM103 231V232H104ZM107 231V230H106ZM109 231V230H108ZM78 232H79V230H78ZM77 232V233H78ZM89 232H90V230H89ZM103 232H101V234L103 233ZM177 232H178V236L183 240H185V242H186V245H184V248H185V251L186 252H190V253H192L193 252V247H194V245H198V244H200V242L198 241V237H197V233H196V231L194 230V228H193V226L192 225H190V227H189V229H187L185 232H182V233H179V231L177 230ZM176 232V233H177ZM67 233V232H66ZM66 233H64V234H66ZM72 233V232H71ZM74 233H76V232H74ZM80 233V232H79ZM86 233V232H85ZM84 233V234H85ZM106 233V232H105ZM83 234V235H84ZM88 234V233H87ZM72 235H74V234H72ZM8 236V235H7ZM58 236H60V235H58ZM67 236V235H66ZM75 236H76V234H75ZM85 236V235H84ZM89 236H90V234H89ZM61 237V236H60ZM249 237H250V235H249ZM34 238V237H33ZM35 238H34V240H35ZM55 239H56V237H54ZM62 238V237H61ZM73 238L74 237H71V239L70 240H73ZM83 238V237H82ZM49 240V241H45V240ZM66 239V238H65ZM78 239V238H77ZM32 240V239H31ZM30 240V241H31ZM59 240V242H60V238L58 239ZM70 240H69V242H70ZM83 241H84V239H82ZM62 241V240H61ZM63 241H65L64 239H63ZM75 241H76V239H75ZM79 241H80V239H79ZM78 241V242H79ZM58 242V243H59ZM77 242V241H76ZM57 243V242H56ZM29 244V243H28ZM70 244V243H69ZM68 244V245H69ZM72 244V243H71ZM70 244V245H71ZM78 244V243H77ZM91 244H93V243H91ZM238 244V245H237ZM34 245V244H33ZM32 245V246H33ZM57 245H59V244H57ZM64 245V243L62 244V246ZM74 245V244H73ZM1 246V245H0ZM56 246V245H55ZM61 246V247H62ZM66 246V245H65ZM85 246V245H84ZM84 246H82V247H84ZM25 247V246H24ZM28 247V246H27ZM33 247H35V246H33ZM32 247V248H33ZM71 246H69V248H70ZM74 247V246H73ZM72 247V248H73ZM244 247V248H243ZM31 248V249H32ZM58 248V247H57ZM68 248V249H69ZM77 248V247H76ZM197 248H198V246H197ZM25 249H27V248H25ZM28 249H29V247H28ZM30 249V250H31ZM34 249V248H33ZM53 249V248H52ZM51 249V250H52ZM67 249V250H68ZM85 249V248H84ZM257 249H259V248H257ZM50 250V251H51ZM61 250H63L62 248H61ZM65 250V256L66 255H68V254H66L67 252H66V249H64ZM70 250V249H69ZM74 250V249H73ZM91 250L92 249H87L86 248V250H80L84 255H86V256H89L90 254H91ZM260 250V249H259ZM24 251V250H23ZM26 251V250H25ZM33 251V250H32ZM36 251V250H35ZM53 251V250H52ZM239 251H241V252H243L244 254L242 255V254H240L239 253ZM21 252V251H20ZM19 252V253H20ZM37 252H38V249H37ZM48 252V251H47ZM63 252V251H62ZM71 252V251H70ZM73 252V251H72ZM78 251H75L74 252V254H75V256H76V253H77ZM199 252V251H198ZM54 253V252H53ZM68 253H69V251H68ZM79 254V253H78ZM24 255V254H23ZM55 255V254H54ZM61 255V254H60ZM59 255V256H60ZM80 255H81V253H80ZM80 255H78V256H80ZM77 256V257H78ZM202 256H204V254L202 255ZM4 257H7V256H4ZM29 257V256H28ZM72 257H74V256H72ZM206 257V256H205ZM23 258V257H22ZM63 258V257H62ZM75 258V257H74ZM80 258V257H79ZM83 258V257H82ZM14 259V258H13ZM20 259V258H19ZM26 259V258H25ZM28 260V259H27ZM27 260H25V261H27ZM82 260V259H81ZM194 259H191L190 258V262L192 263V264H195V262L193 261ZM205 260V259H204ZM206 260H207V258H206ZM205 260V261H206ZM259 260H260V258H259ZM4 263L5 264H12V262H10L11 261V258H9V257H7V258H5L4 260ZM77 262V261H75V260H72V262L71 263H74V262ZM204 261V262H205ZM20 262H21V264H26L25 262H24V260H20ZM28 262V261H27ZM80 262V264H81V261H79ZM257 262V261H256ZM207 264H208V262H206ZM16 264H18V263H16ZM256 264H258V263H256Z\"/></svg>",
	"mask_w": 264,
	"mask_h": 264
}]
</instances>
